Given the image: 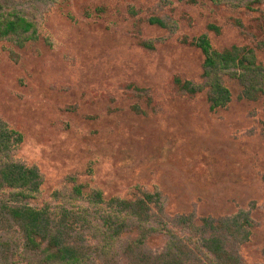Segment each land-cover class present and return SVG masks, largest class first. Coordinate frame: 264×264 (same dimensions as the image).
<instances>
[{
    "label": "rangeland",
    "instance_id": "obj_1",
    "mask_svg": "<svg viewBox=\"0 0 264 264\" xmlns=\"http://www.w3.org/2000/svg\"><path fill=\"white\" fill-rule=\"evenodd\" d=\"M256 1L247 11L207 0H0V14L25 17L37 35L23 47L0 40V122L23 136L9 158L41 180L27 203L53 212L74 207L78 238L92 249L107 242L118 260L127 238L103 235L102 217L113 209L76 197L72 186L123 200L135 189L156 193L152 222L166 235L146 254L189 240L187 217L209 224L247 217L250 238L239 255L245 264H264V97L240 100L238 84L225 78L232 100L210 111L203 56L193 45L206 35L216 50L249 47L264 61V0ZM177 79L203 93L186 94ZM8 199L0 193V204ZM197 251L192 264L205 258ZM40 259L16 228L0 226V264Z\"/></svg>",
    "mask_w": 264,
    "mask_h": 264
},
{
    "label": "trees",
    "instance_id": "obj_2",
    "mask_svg": "<svg viewBox=\"0 0 264 264\" xmlns=\"http://www.w3.org/2000/svg\"><path fill=\"white\" fill-rule=\"evenodd\" d=\"M207 1L215 6L239 7L247 11L255 10V6L259 4L256 0ZM190 2L196 3V0ZM149 22L164 26L157 19H150ZM259 28L263 38L258 49L264 52V18L260 20ZM208 29L219 33L215 26L210 25ZM0 40H8L23 47L37 40L35 26L18 14H0ZM142 45L152 48L146 43ZM193 45L203 56L202 75L209 80L207 101L210 111L225 109L232 100L225 78L238 84L241 90L240 100L255 102L264 97V61L260 60L257 51L235 45L216 50L206 35L195 39ZM176 84L188 95L203 93L201 87L196 88L191 82L177 79ZM22 144L23 136L0 122V193H9V199L0 204V226L16 228L26 249L40 253V264H192V260L198 258L197 250H201L205 256L200 259V264H245L238 248L250 238L252 225L247 217L218 220L210 224L207 220H192L187 217L186 227L193 234L189 240L173 239L168 241L161 252L146 254V246L166 235L164 230L157 231L152 222L159 195L135 189L137 195L128 200L105 198L98 189L73 185L76 197L87 199L93 206L105 204L113 209L102 217L103 228L106 230L103 235L108 237V241L121 236L127 238L118 260L109 257L107 242L103 247L92 249L77 236L80 212L74 207L53 212L47 208H34L27 203L39 191L41 180L34 168L9 158L10 153L20 149ZM120 217L122 219H117ZM125 221L128 225L122 226ZM205 225L210 234L196 233L194 226ZM15 263L19 264L17 261Z\"/></svg>",
    "mask_w": 264,
    "mask_h": 264
}]
</instances>
